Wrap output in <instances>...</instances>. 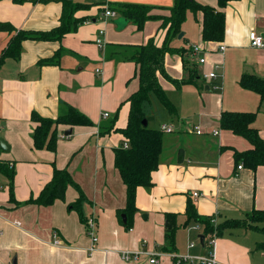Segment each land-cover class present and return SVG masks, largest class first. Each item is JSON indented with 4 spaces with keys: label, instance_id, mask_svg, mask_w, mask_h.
I'll return each mask as SVG.
<instances>
[{
    "label": "crops",
    "instance_id": "obj_1",
    "mask_svg": "<svg viewBox=\"0 0 264 264\" xmlns=\"http://www.w3.org/2000/svg\"><path fill=\"white\" fill-rule=\"evenodd\" d=\"M74 1L87 5L75 13V17L85 19L76 29L61 40L26 39L18 59L6 58L0 64V264H174V254L206 253L208 249L195 240L197 237L199 241L202 226L193 221L185 224L189 200L201 216L213 217L216 223L243 218L264 207V165L252 170L240 162L243 168L238 169L235 151L248 150L252 145L220 126L225 110L256 111L253 125L264 138V98L240 84L245 73L264 79V48L251 46L249 37L251 31L264 35V0L231 1L225 8L226 30L220 42L203 40L201 11L194 12V18L187 13L181 38L185 44L180 46L179 36L172 44L187 49L185 54L197 61L194 64L201 78L197 84L177 88L160 76L177 113L155 107L149 124L152 118L168 114L178 130L169 133L176 135L164 137L153 184L137 190L138 209L131 217L130 229L120 214L127 206V187L115 165V149L123 145L125 137L109 129L112 125L126 126L128 98L140 86L137 65L131 59L135 46L149 39L161 45L167 30L157 18L140 29L125 19L118 7L146 4L152 7V14L167 15L175 0ZM197 1L218 7V0ZM107 9L116 15L107 16ZM62 13V0H0V23L15 28L0 30V57L18 31H49L60 24ZM99 36L103 46L96 41ZM222 43L226 45L224 52L219 50ZM193 45L202 51L193 55ZM58 51V63L39 64ZM198 56H204L205 62L198 63ZM166 58L170 76H189L187 71L171 70ZM211 72L217 77H205ZM68 105L88 115L93 125L60 124L56 151L35 148L37 123L32 113L57 118ZM197 127L202 134L196 132ZM69 129L72 133L66 135ZM214 130L219 133L213 134ZM1 138L9 150L1 146ZM55 168H67L85 192L88 202L83 205L84 214L97 220L96 243L78 212L69 208L79 197L75 187L69 186L65 198L49 206L28 203L51 180ZM12 169L14 199L9 180ZM173 227L175 243L171 250L167 235ZM54 232L62 245L54 243ZM253 232L258 231L233 228L216 238L218 264H264V251L257 248L264 239ZM191 242L195 247H189ZM122 251L162 255L158 263H151L148 255L128 263L122 260Z\"/></svg>",
    "mask_w": 264,
    "mask_h": 264
},
{
    "label": "trees",
    "instance_id": "obj_2",
    "mask_svg": "<svg viewBox=\"0 0 264 264\" xmlns=\"http://www.w3.org/2000/svg\"><path fill=\"white\" fill-rule=\"evenodd\" d=\"M21 1V0H16ZM234 0H218V7L200 3L197 0H175L174 5L169 9L167 15L152 14V7L146 4L126 3L118 7L120 13L125 19L133 22L142 29L145 23L151 19H160L162 26L166 28L167 33L161 45L155 43L154 39H149L147 43L135 46V51L131 59L137 65L136 76L139 78V89L129 98V114L126 126L115 128L112 125L110 130L121 132L129 146L123 145L115 149V165L119 170L123 182L127 187V206L120 211L121 217L127 215V221L124 222L127 228H131V217L137 211L136 196L140 186H150L152 174L159 168L161 155L164 147V132L153 128L149 124L150 116L154 107L155 100L159 101L163 107L170 113L176 114L177 107L172 102L166 90L160 82V76L169 79L177 88L184 84H197L201 78L197 64H184L189 76L187 78L177 79L170 76L165 67V56L169 53L184 54L187 49L172 45L173 39L177 38L182 32V25L187 19L188 11L203 13L202 37L205 41L220 42L224 39L226 30V12L227 5ZM63 13L60 18V24L49 31H18L14 35L3 51L0 57V64L6 58L18 59L22 52V43L26 39L33 40H61L67 33L76 29L77 25L83 22L84 18L75 17V13L87 5L77 3L74 0H62ZM15 28L10 23H0V30L12 31ZM61 51H58L52 58L43 59L39 64L58 63ZM240 84L242 87L258 92L264 98V79L256 75L245 73L242 75ZM257 117L256 111H228L221 114L220 126L222 129L230 130L234 134L246 138L252 145L245 151H235V160L242 162L246 167L256 170L264 165V138L259 130L253 125ZM32 119L37 123L33 134L34 146L37 149L57 150L58 127L60 124L70 126L93 125L91 118L84 112L68 105L67 111L57 118L43 117L37 112L32 113ZM147 119L148 125L143 121ZM11 199H14V170L9 173ZM73 186L79 192L77 200L69 204L71 210H76L83 221L87 223L84 214L83 205L88 202V198L75 181L71 172L67 168H55L51 180L44 186L37 197H31L28 203L40 206H49L57 199H64L66 190ZM186 225L190 222H196L202 226V235L206 236L212 233L216 237L223 235L225 230L233 228H244L255 231H264V207L262 209H253L246 213L243 218L227 219L221 223H214L213 217L201 216L195 204L189 200L186 209ZM169 222L172 224V221ZM172 248L174 249V227L169 229L167 235ZM259 250L264 251V242L257 245ZM170 252V251H169ZM174 264L177 263L173 259Z\"/></svg>",
    "mask_w": 264,
    "mask_h": 264
},
{
    "label": "built area",
    "instance_id": "obj_3",
    "mask_svg": "<svg viewBox=\"0 0 264 264\" xmlns=\"http://www.w3.org/2000/svg\"><path fill=\"white\" fill-rule=\"evenodd\" d=\"M105 14L107 16H115L116 15V11L114 10H110L107 9L105 11ZM103 34V31H100V35ZM250 43L251 46L256 47V48H264V35L261 33H258L256 31H251L250 32ZM97 43L100 46H103V41L101 39V36H99L97 38ZM219 50L221 52H224L226 50V45L225 44H221L219 46ZM202 51V48L198 45H193L192 46V54L193 55H197ZM199 62L200 63H204L205 62V57L204 56H200L199 57ZM100 69H97V72H99ZM205 77H211V78H216L217 74L215 72H211L209 74H206ZM104 117H109V113H104L103 115ZM1 129V126H0ZM160 130L163 132H167V133H172L175 131V127L173 124H162L160 126ZM196 132L198 134H202V130L197 127ZM219 131L218 130H214L213 134H218ZM123 146L125 148H127L129 146V142L128 141H124L123 142ZM243 168V164L240 163L238 165V169H242ZM195 195H198V193H195ZM214 223H216L215 219H213ZM16 224H19L18 221H16ZM97 226V220L95 216H91L87 219V223H86V229L87 232L89 233V235H91L93 242L96 243L98 241V237L97 235H95L94 231L95 228ZM195 229H200V226H195ZM53 238H54V243L56 245H62V240L59 236V234L57 232L53 233ZM216 234L212 233L206 236H204V246L208 249L206 253L204 254H197V255H191V254H185V255H181V254H174L173 255V259H176L177 263H198V264H218L216 257H215V253H214V247H215V241H216ZM199 242L200 238H199ZM190 248L195 247V242H191L189 244ZM143 255H148L149 256V261L151 263H158L161 260V255L162 253H157V252H141V251H122L121 252V258L123 261L125 262H139L141 260V257Z\"/></svg>",
    "mask_w": 264,
    "mask_h": 264
},
{
    "label": "rangeland",
    "instance_id": "obj_4",
    "mask_svg": "<svg viewBox=\"0 0 264 264\" xmlns=\"http://www.w3.org/2000/svg\"><path fill=\"white\" fill-rule=\"evenodd\" d=\"M188 13H190L189 14V15H191L190 17L194 18V15H195L194 12L189 11ZM196 13H198V12H196ZM188 23L190 24V23H194V22L193 21H189ZM176 41H177V39H176ZM183 41L184 40H182V39L180 40V42H179L180 43V46L185 44ZM184 54H182V53L181 54H179V53H172V54L169 53V54H167L166 60H168L169 67H170L171 70H175V71L181 70V71H183V72L186 73L187 70H186V67L184 66V64L192 65V64H194V63L197 62L196 60L192 59L191 56H188L187 54L184 55ZM199 57L200 56H198V58H197L198 60H199ZM198 63H200V62H198ZM187 73H188V71H187ZM155 107H158L159 109H161V111H164L165 110V108H163V106L157 100H155V105L153 107L152 114H151L152 116H154L155 113H156V108ZM168 114H169V112H168ZM168 114H166V116L152 118V121H150V126L159 129L160 126H161V124H163V123L168 122L167 124H170V122H173V120H172V118L169 117ZM161 115H162V113H161ZM173 124H174V127H175L176 131H177L178 130V125L175 122H173ZM173 135H176V134L175 133L174 134H169L167 132H164V137L166 139H168V137H171ZM253 234H255L256 236H258L259 238H263L264 239V231L253 232ZM195 240L197 241L198 244L200 243L198 241V238L197 237H195Z\"/></svg>",
    "mask_w": 264,
    "mask_h": 264
},
{
    "label": "water",
    "instance_id": "obj_5",
    "mask_svg": "<svg viewBox=\"0 0 264 264\" xmlns=\"http://www.w3.org/2000/svg\"><path fill=\"white\" fill-rule=\"evenodd\" d=\"M183 35H184V33L181 32V33L179 34V38L181 39V38L183 37ZM143 124H144L145 126H147V125H148V120L145 119V120L143 121ZM71 133H72V129H69L68 131H66V135H69V134H71ZM1 146H2L4 149L9 150V146H7V143L5 142V140H4L3 138H1ZM122 218H123V221H124V222L127 221V215H126V214H123V215H122ZM200 241H201V244L204 245V235H200ZM15 263H16V262H14V264H15Z\"/></svg>",
    "mask_w": 264,
    "mask_h": 264
}]
</instances>
